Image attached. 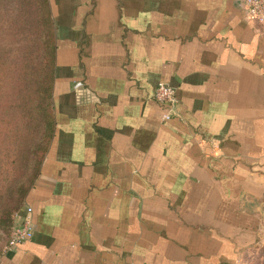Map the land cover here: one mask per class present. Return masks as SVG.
Segmentation results:
<instances>
[{"label":"crops","instance_id":"1","mask_svg":"<svg viewBox=\"0 0 264 264\" xmlns=\"http://www.w3.org/2000/svg\"><path fill=\"white\" fill-rule=\"evenodd\" d=\"M49 5L56 126L26 199L35 237L0 264H235L264 210V29L242 0Z\"/></svg>","mask_w":264,"mask_h":264},{"label":"rangeland","instance_id":"2","mask_svg":"<svg viewBox=\"0 0 264 264\" xmlns=\"http://www.w3.org/2000/svg\"><path fill=\"white\" fill-rule=\"evenodd\" d=\"M20 3L0 0V257L8 252L14 221L28 206L23 194L37 181L38 163L46 157L37 159L35 152L46 145L35 118L40 98H34L44 66L39 53L28 55L29 42L17 23L24 18ZM261 214L258 243L235 264H264V210Z\"/></svg>","mask_w":264,"mask_h":264},{"label":"trees","instance_id":"3","mask_svg":"<svg viewBox=\"0 0 264 264\" xmlns=\"http://www.w3.org/2000/svg\"><path fill=\"white\" fill-rule=\"evenodd\" d=\"M19 1H21L19 9L24 14V18H22V20L19 19L17 23L20 29L24 30L25 39L29 42L28 55L36 56L39 53L44 66V72L41 74L40 89L38 91L36 90L37 92L34 95V98H40L38 105L39 111L35 112V118L40 119L43 130L42 142L44 141V144H46L44 149H42V147H36L35 152L36 158L38 159L43 153L45 156L47 155L56 126L52 98L57 50L56 37L49 0ZM29 63L33 66L35 65L34 60ZM43 161L44 160L41 158V161L38 163V177ZM34 185L35 181L31 189L23 194L25 200ZM17 225H19V220L14 221V226Z\"/></svg>","mask_w":264,"mask_h":264},{"label":"built area","instance_id":"4","mask_svg":"<svg viewBox=\"0 0 264 264\" xmlns=\"http://www.w3.org/2000/svg\"><path fill=\"white\" fill-rule=\"evenodd\" d=\"M247 19L261 29H264V0H242ZM154 101L165 109L163 121H170L175 117V111L178 104L176 90L168 84L157 85ZM33 209L27 206L22 215L18 218L19 225L14 226L8 251H14L19 246L33 241L35 237Z\"/></svg>","mask_w":264,"mask_h":264}]
</instances>
